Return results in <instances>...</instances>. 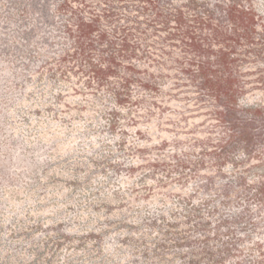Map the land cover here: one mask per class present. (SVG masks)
Segmentation results:
<instances>
[{
	"label": "rangeland",
	"instance_id": "374dc122",
	"mask_svg": "<svg viewBox=\"0 0 264 264\" xmlns=\"http://www.w3.org/2000/svg\"><path fill=\"white\" fill-rule=\"evenodd\" d=\"M0 264H264V0H0Z\"/></svg>",
	"mask_w": 264,
	"mask_h": 264
}]
</instances>
